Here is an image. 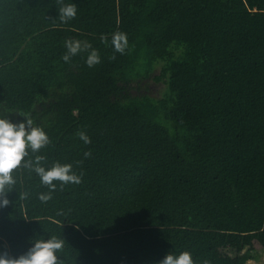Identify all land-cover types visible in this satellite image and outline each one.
Listing matches in <instances>:
<instances>
[{"label":"trees","instance_id":"obj_1","mask_svg":"<svg viewBox=\"0 0 264 264\" xmlns=\"http://www.w3.org/2000/svg\"><path fill=\"white\" fill-rule=\"evenodd\" d=\"M63 2L77 6L67 23L57 0H0V118L30 114L51 144L25 160L82 176L42 202L50 189L22 162L0 208V255L55 236L60 264H158L183 251L195 264L259 261L264 15L253 9L264 0ZM118 31L124 54L111 46ZM69 38L100 63L88 67L91 49L65 63ZM151 78L160 97L133 92Z\"/></svg>","mask_w":264,"mask_h":264},{"label":"clouds","instance_id":"obj_2","mask_svg":"<svg viewBox=\"0 0 264 264\" xmlns=\"http://www.w3.org/2000/svg\"><path fill=\"white\" fill-rule=\"evenodd\" d=\"M59 20L67 23L75 19L77 15V6L72 3L65 4L63 0H57ZM101 42L108 44V38L101 36ZM111 46L114 53L124 54L129 46L128 37L123 32H115L111 37ZM66 52L62 55L65 63H70L71 58L81 52L89 49L86 63L88 67H94L100 63L98 51L92 47L88 41L79 39H67L64 42ZM110 60L115 59L113 54ZM25 121L14 123L7 118H0V208L7 207L9 200L7 193L11 191L15 184L13 176L14 170L18 169L22 162L23 166L40 177L42 185L50 189L47 193H41L39 199L47 202L52 198V192L56 189L55 182L59 181L61 188L67 184L81 183L82 176L73 171V165L70 163L55 162L52 167L45 168L42 162L45 156L37 155L35 160H25L29 155V149L32 153H38L41 149L51 144L47 132L40 126L34 125L33 118L30 114L24 113ZM77 136L85 143L90 144V137L83 131H79ZM91 155L90 151L84 153L85 158ZM79 163H83L80 161ZM64 242L55 236L50 239H37L32 247L25 253L17 257H10L7 253L0 255V264H60L57 253L62 251ZM158 264H195L190 252L183 251L179 255L172 253L167 254ZM203 264H210L204 260Z\"/></svg>","mask_w":264,"mask_h":264},{"label":"rangeland","instance_id":"obj_3","mask_svg":"<svg viewBox=\"0 0 264 264\" xmlns=\"http://www.w3.org/2000/svg\"><path fill=\"white\" fill-rule=\"evenodd\" d=\"M254 14L264 15V9H253ZM165 85L162 82L156 81L154 79H148L147 81L142 82L139 86L134 84L133 92L134 93H142V94H148L153 97H160L162 93L164 92ZM256 247L261 249V245L259 243H256ZM245 264H264V252L262 254V257L259 261L254 260H248Z\"/></svg>","mask_w":264,"mask_h":264}]
</instances>
